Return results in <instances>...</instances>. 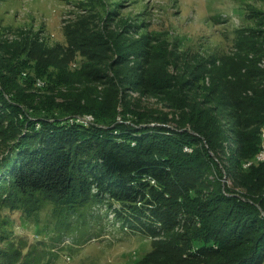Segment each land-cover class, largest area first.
Listing matches in <instances>:
<instances>
[{"label":"trees","instance_id":"obj_1","mask_svg":"<svg viewBox=\"0 0 264 264\" xmlns=\"http://www.w3.org/2000/svg\"><path fill=\"white\" fill-rule=\"evenodd\" d=\"M246 5L251 21L235 29V51L220 57L218 64L210 56L196 64L202 69L197 79L203 83L197 87L205 89L204 100L189 99L182 85L171 77L165 81L161 70L130 73L171 108L172 117L120 102L117 84L111 81L101 80L108 87L105 93L84 87L79 93L56 92L45 98L18 90L17 67L32 58L33 80L49 78L51 63L60 66L62 60L72 59L80 83L88 86L98 78L95 73L106 65L97 47L113 48L117 42L105 30L90 34V24L83 20L64 27L66 41L56 44L64 54L61 61L51 50L50 56L41 57L43 51L33 49L29 37L18 45L0 44V52L12 60L29 50L15 67L11 60L0 61V264H51L45 242L38 241L40 248L33 243L27 247L28 240L13 236L9 226L13 212L29 217L46 202L52 204L51 215L62 229L73 225L74 218L83 221L96 204H106L122 228L150 238L141 264H264V160L248 168L241 165L257 154L264 129V68L259 65L264 58V10ZM152 39L144 40L146 49L155 45ZM159 51L157 47L156 55ZM144 55L150 53L136 57ZM26 79L34 86L30 77ZM54 96L68 102L58 103ZM212 102L216 106L211 108ZM87 113L93 121L79 120ZM118 115L130 117L131 123L118 121ZM224 121L232 122L237 138L247 144L233 150L239 156L230 166L233 157L224 156L229 147ZM185 126L194 133L180 130ZM185 146L192 149L186 151ZM223 161L234 180L227 188L221 182ZM41 231L43 237L48 234ZM247 238H253V247L241 249ZM2 256L9 260L2 261Z\"/></svg>","mask_w":264,"mask_h":264},{"label":"rangeland","instance_id":"obj_2","mask_svg":"<svg viewBox=\"0 0 264 264\" xmlns=\"http://www.w3.org/2000/svg\"><path fill=\"white\" fill-rule=\"evenodd\" d=\"M247 3L264 10V0H0V44L18 45V41L22 38L29 37L35 42L33 49L43 51L41 57L50 56L51 50L52 55L57 56L55 60L61 61L64 54L56 49V44L66 41L64 27L69 22L83 20L90 24V34L105 30V33L110 34L117 42L113 48L110 47L111 45L107 47V44L105 47H97L96 53L106 65V68L102 67L100 72L95 73L98 78L88 86L87 83H80L76 69L78 64L72 59L70 62L62 60V63L59 62L60 66L51 63L48 66L52 72L49 78L41 75L33 80L35 69L30 63L33 64L35 59L32 58L24 67H17L19 78L14 79V84L18 90L24 94L32 92L35 97L44 95L45 98L55 95L56 92H62L67 96L79 93L84 87L94 88L101 93L108 89L101 80L111 81L117 84L120 102L132 107L136 106L135 109L139 107V109L163 111L168 117H172L171 108L159 97L151 95L149 88L136 81V78H132L130 73L133 74L136 70L147 74L146 72L150 70H161L166 75L165 81L171 77L172 81L182 85L189 99L194 97L204 100L205 89L197 87V84L203 83L201 79H197L202 69L196 67V64L206 61L209 56L213 60L216 59L215 63L218 64L220 57L235 51V29L251 21L247 15L250 9ZM219 19L225 21L219 22ZM148 36L154 37L152 41L156 42L151 48L146 49L143 42ZM157 47L163 52L159 51L156 55ZM27 51L29 50L26 47L25 52L23 54L20 52L14 60L6 53L0 52V61L11 60L15 67L17 66L15 61H20ZM30 51L32 52V48ZM145 51L150 55H144L142 57L144 59L136 57ZM45 53H48V56ZM78 57L80 55L76 56ZM146 58L149 60L146 61ZM259 65L264 68V58ZM135 66L142 69H137ZM117 71H122V74L118 76ZM1 72L7 76L11 75L9 71ZM27 77H30L31 82L33 80L34 86L28 84ZM58 77L59 80L56 79ZM54 98L58 103L68 102V100L63 101L59 96ZM95 99L98 98H90L92 101ZM69 102L76 104L78 101L69 100ZM121 104H118V110L121 109ZM214 104L212 102L210 107L212 108ZM117 119L131 123L130 117L124 119L118 115ZM79 120L91 122L94 118L87 113ZM170 123L173 124V121ZM224 125L228 129L225 146H229L224 148V156L233 157V160L227 163L230 166L231 163H236L235 158L239 156L238 153H233V150L238 148L239 144L241 148L247 144L237 138L235 125L232 122L224 121ZM180 130L194 133L190 126ZM132 143L134 144L135 140ZM260 145L254 157L243 159L241 164L243 168H248L252 162L264 160V129L260 133ZM191 149L185 146L186 151ZM220 166L224 172L223 178L221 177L223 187H231L234 180L227 174L226 163L223 161ZM212 188L213 185L203 190L207 192ZM243 192L245 190L241 188V196L246 199L242 195ZM52 207L51 203L46 202L43 210L29 217L20 212H13L9 224L13 236H22L21 238L28 240L27 247L33 243L36 248H40L42 245L38 241L45 242L47 259H52L51 264H141L143 255L151 247L149 237L122 228L121 223L114 217V210L108 209L104 203L90 208L83 221L72 216L73 225L67 229L58 227L57 218L51 215ZM260 211L264 216V209ZM42 228L48 233L44 237ZM253 238L241 242V249L246 246L253 247L252 242L249 241ZM51 243H55L56 247L53 248ZM1 246L6 247V242ZM5 259L9 260L2 256V261ZM9 263L10 260L6 262ZM15 264L23 263L16 260Z\"/></svg>","mask_w":264,"mask_h":264},{"label":"clouds","instance_id":"obj_3","mask_svg":"<svg viewBox=\"0 0 264 264\" xmlns=\"http://www.w3.org/2000/svg\"><path fill=\"white\" fill-rule=\"evenodd\" d=\"M220 21L219 22H223V21H225V19H219Z\"/></svg>","mask_w":264,"mask_h":264}]
</instances>
